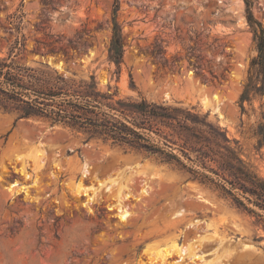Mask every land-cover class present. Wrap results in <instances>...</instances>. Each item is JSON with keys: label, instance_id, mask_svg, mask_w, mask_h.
<instances>
[{"label": "rangeland", "instance_id": "rangeland-1", "mask_svg": "<svg viewBox=\"0 0 264 264\" xmlns=\"http://www.w3.org/2000/svg\"><path fill=\"white\" fill-rule=\"evenodd\" d=\"M114 1L0 0V59L31 89L71 93L93 82L112 98L103 103L144 98L208 114L264 178V146L254 136L264 121V94L245 101L244 113L238 103L257 55L245 1L118 0L124 42L118 70L108 55ZM250 2L264 26V0ZM156 45L164 60L152 55ZM204 100L218 104L222 117ZM16 117L0 110V264H149L159 250L213 233L224 241L217 250L226 254L222 264H264V212L237 208L187 169L63 123L43 117L14 123ZM80 187L89 195L78 194ZM196 188L211 202H200ZM118 202L129 213L125 222Z\"/></svg>", "mask_w": 264, "mask_h": 264}, {"label": "trees", "instance_id": "trees-1", "mask_svg": "<svg viewBox=\"0 0 264 264\" xmlns=\"http://www.w3.org/2000/svg\"><path fill=\"white\" fill-rule=\"evenodd\" d=\"M244 1L257 55L250 62L239 96L242 113L245 112V101L250 102L264 94V26L253 17L250 0ZM118 10L119 3L115 0L108 55L117 70L124 54ZM157 47L152 55L164 60L162 50ZM5 60L0 59V110L16 113L14 123L29 117L63 123L89 133L90 138L95 136L109 142L111 146L127 148L159 163L187 169L195 179L213 186L237 208L257 216L260 215L253 208L264 212V178L258 175L253 165L241 158L240 148L231 145L225 132L207 121L208 114L200 115L194 108L161 105L144 98L103 103L100 99L112 98L96 92L93 82L71 93L57 86L31 89L11 71V63ZM151 134L162 141L154 142ZM254 136L257 147H263L264 121L258 124ZM186 162L195 164L199 170L187 167Z\"/></svg>", "mask_w": 264, "mask_h": 264}, {"label": "bare ground", "instance_id": "bare-ground-1", "mask_svg": "<svg viewBox=\"0 0 264 264\" xmlns=\"http://www.w3.org/2000/svg\"><path fill=\"white\" fill-rule=\"evenodd\" d=\"M238 9V8H237ZM242 10V9H241ZM235 11V10H234ZM237 14H239V12H237ZM241 18V17H240ZM240 21V20H239ZM55 67L58 69V70H62V64L61 63H58L55 65ZM214 100H217V96H213ZM203 104L205 105V107L209 106L212 110V113H219V116L222 117V115L220 114V110H219V106L218 104H215V105H211V104H208V102L206 100L203 101ZM86 172V171H85ZM27 177V176H26ZM114 182V181H113ZM17 185V182H14L13 183V186L15 187ZM79 187V186H78ZM197 187V186H196ZM82 188V187H80ZM195 188V187H194ZM25 189V188H24ZM83 190V194L85 196H88L89 194L87 193V189H77V192L78 194L80 193V191ZM122 187L118 190V197L120 198L121 196V193H122ZM194 191L197 192V195L196 197L200 200V202H203L205 204H208L209 201L205 196L204 194L198 190V188L194 189ZM146 192L145 189H142L141 190V193H144ZM95 196V194H93V197ZM128 194L125 195V198L127 199L128 198ZM118 198V199H119ZM119 202H122L121 199ZM118 202V203H119ZM118 205V204H117ZM118 207V215L120 217V220L122 222H125L127 221V217L129 216V213L126 209V206L123 205L122 203H119V205L117 206ZM183 212V211H182ZM182 212H178V214H182ZM180 216V215H179ZM213 238H209L208 236H204V237H199L198 240H193L192 242H196V241H199V242H196L195 244L193 243H188L187 245H181V244H178V245H172L169 249H162V250H159L158 252H156V257H154L153 260H151L149 262V264H170V262H168V260L170 258H173L174 255H176L178 257V261L176 262H173V264H179L180 262L184 261V260H187L186 262H184V264H222L221 263V260L223 258H225L224 256H226L225 252L224 251H227V250H223V254L225 255H222V254H217V250L222 246L223 247V239H215L217 238L215 236V234L213 233ZM216 240V241H215ZM213 242H217L216 244L218 246H216V248L212 251V252H209V253H206V252H203L202 251V248L201 246L205 243H213ZM198 243V244H197ZM244 248H251L252 246L249 245V244H244L243 245ZM227 253V252H226ZM210 254H215V257H214V260H207L205 259L206 256L210 255ZM181 264V263H180Z\"/></svg>", "mask_w": 264, "mask_h": 264}]
</instances>
